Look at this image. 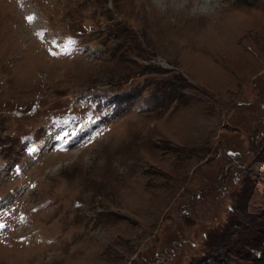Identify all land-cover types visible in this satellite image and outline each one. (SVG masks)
<instances>
[{
  "label": "rangeland",
  "instance_id": "obj_1",
  "mask_svg": "<svg viewBox=\"0 0 264 264\" xmlns=\"http://www.w3.org/2000/svg\"><path fill=\"white\" fill-rule=\"evenodd\" d=\"M6 162L0 264H264V0H0Z\"/></svg>",
  "mask_w": 264,
  "mask_h": 264
},
{
  "label": "bare ground",
  "instance_id": "obj_2",
  "mask_svg": "<svg viewBox=\"0 0 264 264\" xmlns=\"http://www.w3.org/2000/svg\"><path fill=\"white\" fill-rule=\"evenodd\" d=\"M199 1H203V0H199ZM201 3H202V2H201ZM198 4H199V2H198ZM207 12H208V11H207ZM187 123H188V122H186V123L184 122L183 125H182L185 129H187V126H188ZM97 256H98V254H97ZM97 256H96V257H97ZM87 257H88V256H87ZM92 257H93V256H92ZM89 258H90V257H89ZM88 260H89V259H88ZM91 262H92V261H91ZM91 262H90V263H91ZM91 264H92V263H91Z\"/></svg>",
  "mask_w": 264,
  "mask_h": 264
}]
</instances>
